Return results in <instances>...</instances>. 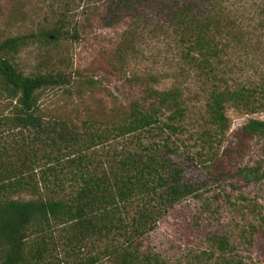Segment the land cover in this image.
Segmentation results:
<instances>
[{
	"label": "rangeland",
	"instance_id": "374dc122",
	"mask_svg": "<svg viewBox=\"0 0 264 264\" xmlns=\"http://www.w3.org/2000/svg\"><path fill=\"white\" fill-rule=\"evenodd\" d=\"M187 13L201 21L215 18L206 29L220 48L214 70L192 59L196 51L186 56L195 40L187 30L195 25L199 31ZM54 28L61 31L59 40L35 38L12 56L26 75L64 77L39 94L48 133L13 126L15 101L0 88V157L19 162L18 157L33 153L32 147L38 157V190L15 198L62 201L63 213L51 227L28 239L35 252L45 249L32 264H117L126 255L139 264H216L224 258L264 264V137L254 135L242 149L235 146L241 127L251 119L264 120V0H0V41ZM171 87L183 91L187 108L179 139L158 128L123 135L115 129L136 105H151L149 90ZM226 88L245 89L255 106L248 110L229 102V130L202 136L210 127V95ZM62 131L64 138L58 136ZM209 138L211 150L204 143ZM155 150L158 161H152L143 185L139 182L121 201L115 176L123 162L140 166ZM213 153L225 161L223 178L208 170L215 171ZM176 167L184 170V181L197 188L195 193L172 198L169 184H158L153 169L166 177ZM246 169L259 172L248 176ZM105 173L110 179L96 185L87 202L93 225L80 228L67 217L66 200L77 195L83 179H104ZM218 237L228 239L225 250Z\"/></svg>",
	"mask_w": 264,
	"mask_h": 264
},
{
	"label": "trees",
	"instance_id": "16d2710c",
	"mask_svg": "<svg viewBox=\"0 0 264 264\" xmlns=\"http://www.w3.org/2000/svg\"><path fill=\"white\" fill-rule=\"evenodd\" d=\"M122 1L143 4L151 0ZM162 1L166 2L168 0ZM187 14L186 16L191 22L198 23L197 27L199 31H196L197 28L195 25H191L189 30H187L191 36L194 35L195 40L192 41L193 45H190L188 51H186V56L189 57L192 51H196L197 56L193 54L195 57H192V59L203 61L206 65L210 66L208 68L209 70H214L213 58L220 55V48L216 40L209 38L207 28L212 26L215 18H207L205 21H201L195 15ZM218 22L220 21L218 20ZM215 28L217 30L220 29L218 27ZM60 37V29L54 28L50 31L42 29L38 35H19L0 41V88L6 94L7 98L15 101V110L12 118L13 126L48 133L50 128L44 124L43 118L39 114V94L43 89L59 86L64 77L54 73L26 75L17 69L12 61V56L35 38L52 42V38H55L56 41ZM146 97V99L152 100L151 105L149 107L140 104L136 105L132 109L129 118L124 120L122 124L115 126V129L123 135L132 131L142 130H147V132L151 133V130L158 128L161 132H165V134L168 132V137L174 141L179 139L178 135L184 132L183 130L186 128L185 116L187 108L184 106L185 99L183 91L179 87H171L165 90L155 89L149 90ZM229 102L251 110L255 106L256 101L250 100L249 93L245 89L236 90L226 88L213 91L207 104V122L210 127L208 126L204 130L202 136H218L229 130L230 120L226 114L227 104ZM56 133L58 134V132ZM254 135L264 137V120L251 119L241 127L236 133V138L238 139H236L235 146H239L242 149L245 143ZM58 136L64 138V131L60 132ZM204 143L210 145V150L213 148L210 138L209 140L204 139ZM232 149H235V147H231V149L226 151V155H229ZM31 151L33 153L18 157L19 162L3 160L0 157L1 264H32L33 259L39 260L43 256L45 249L38 247L35 252L32 247L28 246V239L33 232H44L50 228L53 221L58 219L63 213L61 211L62 201L60 198L56 199L45 196L29 200L15 198V195L18 193H35L38 190L39 179L34 175L38 157L33 147ZM129 158L127 157L126 159L129 160ZM210 159L213 161L215 171L208 170L218 174L217 178H223L222 174L225 172V161L220 159L217 153H213V157ZM202 160V158H195L194 162L202 169L207 168V165ZM152 161L156 163L158 161V153L156 150L155 153L147 156V158H142L140 166H130L129 163L123 162L122 172H119L115 176V185L118 186L115 193L121 201H125L126 199L124 200V198L134 194L135 188L139 187L137 186L139 182L143 185L142 178L145 177L148 170L153 168ZM75 162V160L72 161V163ZM153 170L158 174L159 185L162 183L169 184L167 192L170 193L172 198H176L183 193L193 194L197 190L196 187L184 181V170L182 168L176 167L166 177L161 173L163 170H160V168ZM48 171L50 174H53L55 180L60 181L55 169L53 170L50 167ZM244 171L248 176L254 174V177L259 172L257 169H246ZM44 173L47 174V171ZM42 178L44 181H48V185L52 183L46 175ZM103 178L89 176L87 179H83L84 184L77 195L66 200V206L69 207V210L66 212L67 217L71 219L70 221L77 222L75 224H78L80 228H88L90 225H93L91 217L88 216L89 209L87 202L91 201L94 197L92 196V192L95 186L104 183L106 179H110L108 173H105ZM59 181L57 184L61 186L63 183ZM103 203H105L103 207H106L107 200H104ZM118 206L119 204L114 207L118 208ZM73 207L75 210L70 212ZM218 244L222 250H225L229 246L226 237H218ZM117 264L139 263L130 255H126ZM216 264H234V262L231 259L224 258Z\"/></svg>",
	"mask_w": 264,
	"mask_h": 264
}]
</instances>
